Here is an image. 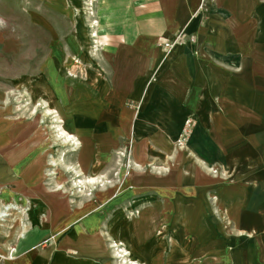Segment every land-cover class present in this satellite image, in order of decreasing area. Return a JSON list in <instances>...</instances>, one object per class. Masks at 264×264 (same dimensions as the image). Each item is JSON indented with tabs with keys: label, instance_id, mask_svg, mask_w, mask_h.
Wrapping results in <instances>:
<instances>
[{
	"label": "rangeland",
	"instance_id": "obj_1",
	"mask_svg": "<svg viewBox=\"0 0 264 264\" xmlns=\"http://www.w3.org/2000/svg\"><path fill=\"white\" fill-rule=\"evenodd\" d=\"M21 2L27 6L23 7ZM64 2L65 11L63 8L58 11L56 6L59 0H55L53 5L52 0L44 1L48 3L43 8L44 19L57 24L52 28L32 23L31 20L37 19L26 11L32 7V0H0V21L3 22L0 24V151L7 149L6 152L18 153L23 150L22 156L17 158L18 164L23 165L19 178L24 182L22 189H14L12 186H16L15 182L0 185V191L6 187L16 191L8 200H0V208L3 203L27 208L25 215L16 210L6 225L3 221L0 224V264H7L6 259L17 256L18 253L10 256L11 250L14 247L18 249L20 239L28 234L35 235L38 241L24 252H33L37 248L40 251L44 247H55L65 234L77 227L86 234L100 237V243L108 254L103 258L105 261L100 259V262L104 261L102 264H117L120 259L109 256L114 250L110 247L112 241L109 239L119 237L111 232L115 220L111 215L122 208L131 219L141 210L139 206H133L134 194L131 185L127 186L126 182L134 165L140 164L131 159L132 141L126 145L112 146L105 157L98 154L101 145L97 149L96 141L90 146V155L87 156L83 150L84 140L103 130V121L106 125L112 122L108 121L112 116L105 113L107 109L95 107V103L93 109L84 106L85 98L95 101L117 98L119 102L122 101L121 104L139 106V101L131 98L127 91L129 85L123 80L125 75L132 83L134 74L139 72L142 62L138 55L129 58L130 54L138 51V46L130 42L124 30L91 28V23L100 22V18L96 11L93 16H88V11L89 14L93 13L83 0ZM95 3L92 7L96 10ZM81 24L83 36L91 37L90 46L79 39ZM188 41H195V36L179 31L173 38L159 37L157 49L167 56ZM68 42H71V46L76 42L75 49L68 50ZM119 53L123 58L118 63ZM126 53H129L127 57ZM54 56H64L63 61L54 59ZM259 63L248 66L247 70L243 69V65H232L231 70L228 69L230 73L221 70L218 82L221 89V160L211 164L209 169L220 180L221 197L231 200V209L217 202L210 205L200 226L207 233L204 235L196 231L197 225L183 229L174 225L171 233L168 232L165 252H157V255H163L157 258L164 259V264H169L170 259L174 264H242L233 259L238 254L251 255L248 264H264V62L262 66ZM130 70H134V73L129 76L127 73ZM85 83L89 86L87 91ZM43 101L60 113L67 129L79 132L78 137L83 142L81 149L70 150L63 158L83 169L85 174L95 173L108 181L105 186L89 188L87 194L91 195H84L80 192L84 189L73 186L75 174L66 171L64 163L50 165L52 158L60 159L61 151L70 148L55 137L57 122L52 115H45L46 108L40 105ZM88 108L92 109L91 115L85 119L83 116L88 115ZM193 124L194 119L189 117L176 141L179 149L186 147ZM113 126L115 128V124ZM169 157L168 166L155 163L143 166L156 168L159 165L164 170L168 168L169 172L175 161L172 154ZM14 161L15 158L8 162V174H18ZM100 194L110 196L102 200ZM216 196L212 193L210 200L216 201ZM50 201H55L56 207L69 205L76 211L74 222L67 228L54 230L51 223L53 205ZM92 203L95 204L93 207L85 209ZM241 205L243 209L246 206L244 214L240 212ZM62 211L67 213L66 210L61 209L60 213L58 210L56 218L64 216ZM21 216L25 222L24 228ZM236 216L240 218L234 219ZM240 220H252L250 223L257 225V228L251 230L250 234H244L234 225ZM21 230H26L25 234L20 235ZM123 235L119 238L133 248L132 241ZM79 248L84 249L85 246ZM92 255L79 251L71 253L76 264H88L95 260ZM52 262L53 254L49 264Z\"/></svg>",
	"mask_w": 264,
	"mask_h": 264
},
{
	"label": "crops",
	"instance_id": "obj_2",
	"mask_svg": "<svg viewBox=\"0 0 264 264\" xmlns=\"http://www.w3.org/2000/svg\"><path fill=\"white\" fill-rule=\"evenodd\" d=\"M44 1L32 0V7L30 6L31 8H27L26 11L37 19L31 20L32 23L55 28L57 24L44 19L43 8L48 4ZM54 1L52 0V5ZM94 2H96V10L91 5L93 14H89V11L87 14L91 17L95 11L98 13L100 22L94 21L97 23L95 27L124 30L123 33L130 42L138 46V51L133 52V55L130 54L129 58L138 55V59L142 62L139 72L134 74L132 83L125 75L123 80L129 85L127 91L131 98L139 101V106L136 108L121 104L122 101L119 102L117 98L106 101L85 98L84 106L93 109L95 103V107L107 109L105 113L112 116L108 121L112 122L106 125L103 121V130L100 133H93L90 139L86 138L84 147L78 137L79 132L67 130L79 138L82 143L80 149L83 147L87 156L90 155L88 153L95 141L97 149L101 145L98 154L104 157L112 146L126 145L132 141L131 159L140 164L134 165L126 182L127 186L131 185L134 194L133 206H139L141 210L131 219L125 215L122 208L115 210L111 215L115 218L111 232L119 237L124 234L123 237L132 241L133 257L143 262L142 264H159V262L164 264V259L157 258L163 255H157V252H165L168 246V232L171 233L174 225L182 226V229L197 225L196 231L204 235L207 233L200 226L203 225L210 205L217 202L231 209V200L221 197V182L209 169L211 164L221 160L219 124L221 89L218 82L221 70L228 71L232 65H243L245 70L248 66L251 67L259 62L260 66L263 65L264 0H95ZM21 3L23 7L27 6L24 2ZM35 6L37 7L34 9ZM56 7L58 11L62 8L65 11L64 0H59ZM80 27L79 39L88 42L90 46V35L83 36V25L81 24ZM90 27H94L92 23ZM179 31L195 36V41H188L164 56L157 49L159 37L173 38ZM71 45V42L67 43L68 50L75 49L76 42L74 46ZM91 54L94 55L92 50ZM128 54L126 53V57ZM62 57L54 56V59L63 61ZM122 58L120 55L118 63ZM133 73L134 70H130L127 75ZM88 87L85 83L86 91ZM121 90L124 91V87ZM91 108H88V115L83 116L85 119L91 115ZM189 117L194 119V124L187 138L186 147L179 149L176 141L181 136ZM6 150L0 151V185L15 182L16 186L12 187L22 189L24 182L19 176L21 172L23 173V165L18 164L17 156L21 157L23 150H19L18 153H9ZM171 154L175 161L169 172L168 168L164 170L159 165L156 168L143 166L152 163L168 166ZM14 158L13 164L18 172L17 175L7 173L8 162L11 163ZM80 163L83 162L80 160ZM93 175L98 176L95 173L87 176ZM13 193L16 194V191L6 187L5 190L0 191V200H8ZM212 193L217 194L216 201L210 200ZM109 196L99 195L102 200ZM50 204L53 205L51 223L55 231L65 229L74 222L76 211L69 205L60 208L54 206L55 201ZM94 205L92 203L85 209ZM241 206L240 212L244 214L246 206L244 209L243 205ZM61 209L66 210L67 213L62 211L64 216L56 218L58 210L60 213ZM238 218L240 216L234 217V219ZM251 221L240 220L234 225L244 234H250L251 230L257 228V225L250 223ZM34 236L28 234L25 239L20 240L17 256L13 259L5 258L7 264H49L52 254V264H76L71 257V253L76 251L89 255L97 253L95 256L92 255L95 260L88 264H102L105 261L103 258L108 255L105 246L100 243V237L86 234L79 227L65 234L55 247L49 246L40 251L37 248L33 252H24L38 241ZM94 237L96 238L92 243ZM119 237L115 238L120 242L124 241L123 243L128 246V243ZM79 246L85 248L80 249ZM109 256L112 258V254ZM251 258L252 256L247 254L233 257L235 262L241 261L242 264H248ZM100 259L104 261L100 262ZM169 262V264L175 263L172 259Z\"/></svg>",
	"mask_w": 264,
	"mask_h": 264
},
{
	"label": "bare ground",
	"instance_id": "obj_3",
	"mask_svg": "<svg viewBox=\"0 0 264 264\" xmlns=\"http://www.w3.org/2000/svg\"><path fill=\"white\" fill-rule=\"evenodd\" d=\"M83 1L86 2V3H84L85 5L91 6V5H93V2L95 0H83ZM0 20H1V18H0ZM0 24H3V22L0 21ZM96 24L97 23L95 22L93 26H97ZM97 35H98V32H97ZM40 105H44L45 106V108H46L45 109V115H52V117L55 118L54 121L57 122L56 123L57 125L55 126L57 128V130H56L57 131V134L55 135V137L59 141H61V143L65 147L70 148V149H63L61 151L60 159H53L52 158V160L50 161V165L51 166H55V165H58L60 163H64L66 171H70L73 174H75V177L73 179V186L75 188L80 187L81 189H84V190L80 191L84 195L85 194L86 195H91V193H88L87 194V192L90 190L89 188H91V187L101 186V185L102 186H105L106 183L108 184V181H105L104 179H101L102 177H100V176H95V175H93V176H87L84 173L83 169L77 168L76 167V164L69 163V162H67L65 160V158H63V157H65L67 155V153L70 150H76V149L80 148V146H81V144L83 142L81 143V141H79V138L75 134H73V133H71V131H68L67 130V128L64 125L65 124V120L63 119V117L60 115V113L57 110H55L54 108H51L46 101H43ZM82 146H83V144H82ZM72 147H74V149H72ZM50 174H54V173H50ZM70 202L71 203H74L73 200H71ZM3 206H6V205H3ZM18 207H21V206H18L16 204H14L10 208L17 209ZM2 209L3 208H0V217H2L3 215H11L12 214V211H8V212H5V213H1ZM1 223L2 222H0V224ZM3 224L6 225L5 223H3ZM21 225L24 228L25 227V222L23 221ZM25 231L26 230H24V231L21 230L20 231V235L25 234ZM109 240L112 241V244L110 245V247L114 249L113 252H112L113 257L115 259H120V261L117 264H129V263L130 264H139V263H137L138 260H136L135 258L133 259V261L130 260L133 257V251H132V248L131 247L126 246V244L123 243L124 241L123 242H120L116 238L109 239ZM14 250H11L12 251V254L10 252V254H11L10 256H12L13 253H18V249L17 248L14 247ZM13 258L14 257H11V259H13Z\"/></svg>",
	"mask_w": 264,
	"mask_h": 264
},
{
	"label": "built area",
	"instance_id": "obj_4",
	"mask_svg": "<svg viewBox=\"0 0 264 264\" xmlns=\"http://www.w3.org/2000/svg\"><path fill=\"white\" fill-rule=\"evenodd\" d=\"M14 204H7L6 206H3L2 205V207L1 208H3L2 209V211H1V213H5V212H8V211H12V212H16V210H17V212H19V213H21L22 215H25L26 213H27V208L26 207H24V206H21V207H18L17 209H15V208H10V207H12ZM8 206V207H7ZM10 206V207H9ZM7 207V208H6ZM12 215V214H11ZM22 216H21V218H20V221H21V223L23 222L22 221ZM9 219H10V215H3L2 217H0V221L2 222L3 221V223H6V221H9Z\"/></svg>",
	"mask_w": 264,
	"mask_h": 264
}]
</instances>
